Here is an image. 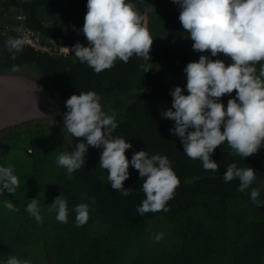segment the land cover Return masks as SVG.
Segmentation results:
<instances>
[{"label": "trees", "instance_id": "16d2710c", "mask_svg": "<svg viewBox=\"0 0 264 264\" xmlns=\"http://www.w3.org/2000/svg\"><path fill=\"white\" fill-rule=\"evenodd\" d=\"M132 1L153 38L150 60L133 55L126 63L117 59L111 68L95 72L74 53L51 55L27 46L18 52L10 50L6 41L16 37L11 31L0 36V73L26 74L43 81L65 111V100L72 93L96 91L104 110L116 114V133L133 144L126 150L129 158L133 151L145 148L149 155L159 153L171 160L180 183L167 201L168 211L139 214L144 178L130 165L124 181L126 188L131 187L129 194L113 189L107 169L98 167L99 147L89 146L85 166L68 174L56 158L83 137L72 138L63 118H39L0 134V164L20 165L14 169L20 196L18 189L0 196V258L24 256L42 246L48 264H264V204L258 206L250 197L252 187L264 197V147L244 158L225 141L213 153L219 164L214 171L205 170L201 160L184 153L179 137L169 131L174 122L161 113L171 107L170 89L186 84V63L201 53L193 50L181 25L179 5L173 9L168 0ZM11 6L25 10L26 25L44 40L88 43L80 30L86 0H0V29ZM127 94L130 100L124 103ZM234 94L235 90L220 99L226 105ZM233 162L256 169V179L244 191L239 190L238 178L223 179ZM28 178L32 183L22 185ZM57 195L67 201L66 223L55 218V210L49 211L46 202ZM36 196L44 218L39 225L26 211L29 198ZM12 197L20 200L15 205L18 211L5 206ZM81 202L89 204V217L77 225L75 206Z\"/></svg>", "mask_w": 264, "mask_h": 264}, {"label": "clouds", "instance_id": "9594fccd", "mask_svg": "<svg viewBox=\"0 0 264 264\" xmlns=\"http://www.w3.org/2000/svg\"><path fill=\"white\" fill-rule=\"evenodd\" d=\"M173 2L179 5L178 18L193 42V50L201 54L186 63L183 68L186 84L170 89L171 107L162 109L161 114L174 122L169 131L179 137L184 153L201 160L205 170L214 171L219 164L213 153L225 141L244 158L264 147V0ZM86 8L80 30L88 43L76 41L71 48L67 47L81 63L101 72L111 68L117 59L126 63L133 55L150 60L153 38L132 0H86ZM24 43L18 37L6 41L8 48L17 52ZM219 54L229 57L230 62L226 63ZM233 90L235 94L229 95L225 105L220 98ZM100 100L94 90L74 92L65 100L63 126L72 138L83 139L74 146L72 143L71 150L60 152L56 163L71 174L85 166L89 146L99 147L98 167L107 169V181L113 189L125 196L129 194L131 187L126 188L124 181L130 175V165L144 178L141 187L145 197L137 206L139 214L168 211L167 201L180 183L171 160L159 153L149 155L145 148L133 151L129 158L126 150L132 149L133 144L116 133V114L106 112ZM236 178L240 181L239 190L244 191L256 179V169L230 163L223 179L229 182ZM18 186L14 167L0 164V196L5 192L14 194ZM250 197L258 206L264 204L259 188L252 187ZM49 205V211L55 210V218L66 223L69 214L66 199L57 195ZM5 206L18 211L10 199ZM26 211L37 222H43L39 196L29 198ZM89 211L86 202L75 206L77 225L86 223ZM0 264H32V261L11 254L0 258Z\"/></svg>", "mask_w": 264, "mask_h": 264}, {"label": "water", "instance_id": "95a60500", "mask_svg": "<svg viewBox=\"0 0 264 264\" xmlns=\"http://www.w3.org/2000/svg\"><path fill=\"white\" fill-rule=\"evenodd\" d=\"M64 111L43 81L26 74L0 73V134L39 118H63Z\"/></svg>", "mask_w": 264, "mask_h": 264}, {"label": "built area", "instance_id": "2783aa9c", "mask_svg": "<svg viewBox=\"0 0 264 264\" xmlns=\"http://www.w3.org/2000/svg\"><path fill=\"white\" fill-rule=\"evenodd\" d=\"M16 15V21L12 24H7L1 30V36H7L11 31L16 33V37L21 38L25 41L24 46L31 47L35 51L44 52L48 54H64L68 55L71 52L67 47L71 46L76 42L81 40H70L61 43H57L55 40L48 42L44 40L40 32L35 31L33 28L26 25V15L23 12L22 8H16L11 6L8 11L5 13V17H11Z\"/></svg>", "mask_w": 264, "mask_h": 264}, {"label": "rangeland", "instance_id": "374dc122", "mask_svg": "<svg viewBox=\"0 0 264 264\" xmlns=\"http://www.w3.org/2000/svg\"><path fill=\"white\" fill-rule=\"evenodd\" d=\"M133 2V4H134V1H132ZM168 5L169 6H171L173 9H175V8H177V6H178V4H176V3H174L173 2V0H168ZM83 18V17H82ZM83 23H84V19H83V21L81 22V25H83ZM161 41L162 42H165V40H164V38L163 39H161ZM130 98V96H129V94H127L126 96H123V98H122V101L124 102V103H127V100ZM130 100V99H129ZM108 109V108H107ZM4 146V145H3ZM28 151H30V149L28 150ZM2 153V151H0V154ZM21 159H24V157H22ZM9 162H11L10 160H8ZM20 165H17L16 164V167L14 168V169H16V168H18ZM33 181H35V180H33ZM25 183H32V179H24V181H23V184L22 185H24ZM22 187V186H21ZM23 188V187H22ZM17 189H18V192H17V194L20 196V179H19V186L17 187ZM54 198H53V196H50V197H48L47 198V204L49 205V203H51L52 202V200H53ZM12 202L14 203V205H20V200L18 201V199L16 198V197H12ZM18 202V203H17ZM30 218L32 219V220H35L36 221V219L33 217V216H30ZM44 220V219H43ZM38 223V225L39 224H41V222H37ZM30 251H31V247H30V249H29ZM2 252V254H5V255H7V254H9L7 251H1ZM34 253H32V252H29V253H25L26 255H24V256H22V255H20V257H22V258H28V259H30L31 261L33 260V262H32V264H48L47 262H45L44 261V250L42 249V246H39V247H37L36 249H34V251H33ZM31 255H32V257H31Z\"/></svg>", "mask_w": 264, "mask_h": 264}, {"label": "bare ground", "instance_id": "6f19581e", "mask_svg": "<svg viewBox=\"0 0 264 264\" xmlns=\"http://www.w3.org/2000/svg\"><path fill=\"white\" fill-rule=\"evenodd\" d=\"M23 9V8H22ZM23 12H24V14L26 15V12H25V10L23 9ZM27 16V15H26ZM16 15H13V16H11V17H4L3 18V25H2V27H1V29H0V36H1V30L4 28V26H6L7 24H13L15 21H16ZM46 41H48V42H52V40H46ZM25 47V46H24Z\"/></svg>", "mask_w": 264, "mask_h": 264}]
</instances>
